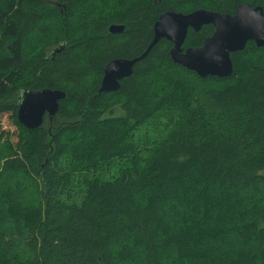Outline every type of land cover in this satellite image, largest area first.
Returning <instances> with one entry per match:
<instances>
[{"label": "trees", "instance_id": "1", "mask_svg": "<svg viewBox=\"0 0 264 264\" xmlns=\"http://www.w3.org/2000/svg\"><path fill=\"white\" fill-rule=\"evenodd\" d=\"M243 4L264 14V0H0V122L14 127L0 264H264V47L201 79L162 40L98 93L104 66L139 57L163 13ZM212 33L189 30L182 48ZM44 89L65 98L27 130L17 94ZM148 127L159 139L140 143Z\"/></svg>", "mask_w": 264, "mask_h": 264}, {"label": "water", "instance_id": "2", "mask_svg": "<svg viewBox=\"0 0 264 264\" xmlns=\"http://www.w3.org/2000/svg\"><path fill=\"white\" fill-rule=\"evenodd\" d=\"M211 26L213 33L196 49H183L189 30L200 31ZM153 38L146 50L134 59H114L108 62L102 71L98 93H114L120 82L132 75L134 66L145 59L151 49L160 41L170 43V60L174 65L193 72L201 79L216 77L229 78L233 73L230 55L241 52L248 42L255 47H264V14L259 6L243 4L237 7L233 15L218 14L206 10H195L182 14L165 12L153 25ZM108 31L112 35L121 34L124 27L111 25ZM59 46L54 53H62ZM65 94L57 90H25L17 94L18 124L27 130L42 126L44 116L51 121L58 111L59 102Z\"/></svg>", "mask_w": 264, "mask_h": 264}, {"label": "rangeland", "instance_id": "3", "mask_svg": "<svg viewBox=\"0 0 264 264\" xmlns=\"http://www.w3.org/2000/svg\"><path fill=\"white\" fill-rule=\"evenodd\" d=\"M34 41H37L36 39H33ZM32 44H29V42H26L25 44V50H29L32 48ZM29 48V49H28ZM118 114V113H117ZM159 129L155 128L153 130H149V127L145 130H141L139 134H137L135 138L139 140L140 143H143L145 139H159L157 136ZM14 132V127L9 124L8 118L4 117L1 119L0 122V173L2 175H8L9 171L4 168V164L7 162V160L10 157V153L12 150V146L10 149H8L9 145H12L13 138L12 133ZM118 170V168H117Z\"/></svg>", "mask_w": 264, "mask_h": 264}]
</instances>
